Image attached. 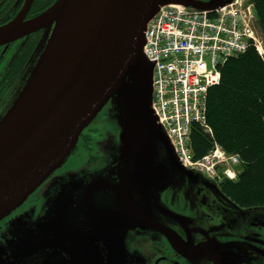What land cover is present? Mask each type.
Returning <instances> with one entry per match:
<instances>
[{
    "label": "water",
    "instance_id": "obj_1",
    "mask_svg": "<svg viewBox=\"0 0 264 264\" xmlns=\"http://www.w3.org/2000/svg\"><path fill=\"white\" fill-rule=\"evenodd\" d=\"M231 1L54 0L25 20L28 0L22 14L0 25V46L47 30L0 117V221L62 166L107 103L119 130L106 166L58 177L46 214L23 228L11 224L0 244L8 263L124 264L125 234L135 228L160 231L183 253L155 201L169 185L199 195L201 172L180 164L151 107L154 64L143 54V32L161 6L211 11Z\"/></svg>",
    "mask_w": 264,
    "mask_h": 264
},
{
    "label": "built area",
    "instance_id": "obj_2",
    "mask_svg": "<svg viewBox=\"0 0 264 264\" xmlns=\"http://www.w3.org/2000/svg\"><path fill=\"white\" fill-rule=\"evenodd\" d=\"M145 29L143 54L152 62V105L181 165L213 180L235 179L230 167L240 163L214 142L200 159L193 158V124L210 133L206 123L207 90L218 84V67L253 46L264 61V38L251 0H233L214 10L191 11L179 4L159 7ZM223 169V170H224Z\"/></svg>",
    "mask_w": 264,
    "mask_h": 264
},
{
    "label": "flooded vegetation",
    "instance_id": "obj_3",
    "mask_svg": "<svg viewBox=\"0 0 264 264\" xmlns=\"http://www.w3.org/2000/svg\"><path fill=\"white\" fill-rule=\"evenodd\" d=\"M27 1L0 0V25L14 19L18 14H22L26 10ZM53 1L31 0L29 8L24 12V19L35 17L38 13L47 9ZM42 32L43 30H37V32L30 33L5 45V52L2 55L0 54V99L14 87L15 83L18 84L20 82L19 80L26 72L29 58L32 57ZM78 142H82L87 148H90V143L94 141H91V134L82 132ZM98 154L102 156L101 153L96 151L86 163L88 165L97 164L100 160L98 159ZM82 165L73 170L67 169L65 172L59 171L51 174L27 197L28 199L21 206L16 208L9 216L3 218L0 221V244H5L4 240H8L10 237L11 224L17 223L19 228H23L25 224L44 216L48 208L45 205V201L49 195H54L56 189L52 186L53 182L58 177L65 176L69 172L83 171ZM92 170L95 169H88L87 172ZM220 181L213 180L210 184L198 181L201 190L199 200L202 208L206 207L212 213L215 212L217 221L220 219L227 230L222 228V234L216 231L215 234L210 235L208 231H211V229H209L207 223L204 224L202 222L206 225L205 227L199 225L200 223L193 224L186 220L184 221L183 218L163 217L164 222L181 239L185 253L184 250L181 253L174 248L166 235L160 231L135 228L125 234L124 264H238L235 263L237 260L241 261L240 264H264V219H259V222H254L253 220L254 223L249 225V228L245 221H239L231 229L229 224L232 221H225L223 213L218 207L227 208L229 206L224 199L235 207H244L239 206L225 195L220 189ZM173 192H167L164 194L165 196L163 195L167 202ZM176 193L179 198L175 201L174 206L176 210H184L181 200L185 193L182 189L176 190ZM218 229H220V226ZM228 243H232L233 246L231 249L225 250L224 247ZM102 250L106 252L104 248ZM6 255H8L7 250L0 248V264H13L7 262Z\"/></svg>",
    "mask_w": 264,
    "mask_h": 264
},
{
    "label": "trees",
    "instance_id": "obj_4",
    "mask_svg": "<svg viewBox=\"0 0 264 264\" xmlns=\"http://www.w3.org/2000/svg\"><path fill=\"white\" fill-rule=\"evenodd\" d=\"M264 38V0H251ZM218 84L207 90L206 123L193 124L190 148L200 159L214 142L240 159L234 180L225 177L220 189L241 207L264 206V61L253 46L230 56L218 67Z\"/></svg>",
    "mask_w": 264,
    "mask_h": 264
},
{
    "label": "rangeland",
    "instance_id": "obj_5",
    "mask_svg": "<svg viewBox=\"0 0 264 264\" xmlns=\"http://www.w3.org/2000/svg\"><path fill=\"white\" fill-rule=\"evenodd\" d=\"M45 32L47 30H44ZM44 31L42 32L40 39L38 43L43 39ZM44 33V34H43ZM38 43L35 47L34 53L32 57H30L27 69L22 78L19 80L20 82L15 83L13 88H11L8 93L2 96L0 99V117L9 109L10 105L12 104V100L15 98V96L18 94V91L20 87L25 83V79L29 74V69L36 63L38 60L39 55V46ZM5 45L0 46V54L2 55L5 52ZM110 103L105 104V106L102 108L101 111H99L95 117L92 119L93 121L83 130V132L91 134V141L93 140V143H90V148H87L82 142H78L71 154L68 158H66L65 162L62 164L61 167H58L55 173H58L59 171L65 170H73L76 169V167L83 164L81 167L83 171L87 172L88 169H99L107 165L108 160L110 159V156L113 152V148L118 143L117 137H118V127L115 124V122L110 119ZM97 140V142H95ZM100 141V142H98ZM97 152L101 153L98 154L100 159L97 164H87L86 161L90 160V156L95 154ZM232 170L237 173V171L240 169L239 165L236 164L235 166H230ZM219 167V177L221 179H225L226 175H224L225 170L227 168ZM202 181L201 183H211L213 181L212 179L208 178L205 173H200L198 176ZM178 189V186L176 185H169L166 188H164L160 194H158V197L156 198V203L160 207L162 211L167 213L169 218L178 217L183 218L184 221L186 220L189 223H200L199 225L205 226L204 224H208L209 229L211 231H208L209 234H215L217 231L219 234H222V228L227 230L220 219L217 221L215 217V212L209 211L206 207L202 208L201 202L199 200V195L192 196L188 198L185 194L183 199L181 200L183 203L184 210H176L175 208V201L179 198V195L176 193V190ZM174 191V192H173ZM167 192H173L170 195V199L167 202L165 200V193ZM164 195V196H163ZM225 203L229 206L227 208L225 207H218L219 210L222 211L224 220L225 221H232L231 229L233 226L236 225L239 221H245L246 224L252 225L254 222H259V219H264V206L259 207H248V208H240L235 207L234 205L230 204L228 200L224 199ZM201 207V208H200ZM200 214V217H199ZM254 220V222H253ZM204 224H203V223ZM229 223V222H228ZM220 226V229H218ZM225 235V233H224ZM232 243H228L224 248L225 250H229L232 248ZM240 260H237L235 263L240 264ZM243 263V262H242Z\"/></svg>",
    "mask_w": 264,
    "mask_h": 264
}]
</instances>
